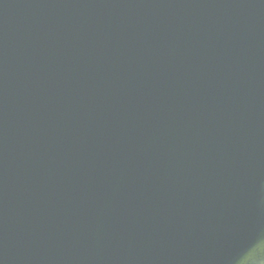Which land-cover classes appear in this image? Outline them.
<instances>
[{
    "label": "water",
    "instance_id": "95a60500",
    "mask_svg": "<svg viewBox=\"0 0 264 264\" xmlns=\"http://www.w3.org/2000/svg\"><path fill=\"white\" fill-rule=\"evenodd\" d=\"M264 233V0H0V264H237Z\"/></svg>",
    "mask_w": 264,
    "mask_h": 264
},
{
    "label": "clouds",
    "instance_id": "9594fccd",
    "mask_svg": "<svg viewBox=\"0 0 264 264\" xmlns=\"http://www.w3.org/2000/svg\"><path fill=\"white\" fill-rule=\"evenodd\" d=\"M237 264H264V233L255 237L248 250L237 258Z\"/></svg>",
    "mask_w": 264,
    "mask_h": 264
}]
</instances>
